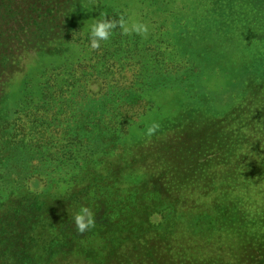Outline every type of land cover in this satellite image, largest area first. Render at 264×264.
Returning a JSON list of instances; mask_svg holds the SVG:
<instances>
[{"label":"trees","instance_id":"1","mask_svg":"<svg viewBox=\"0 0 264 264\" xmlns=\"http://www.w3.org/2000/svg\"><path fill=\"white\" fill-rule=\"evenodd\" d=\"M87 3L34 0L26 5L30 15L45 11L57 25L38 23V31L18 45L25 59L32 65L43 58L55 30L68 39L77 34ZM209 8L215 21L206 31L210 35L195 28L186 34L193 39L182 44L190 54L196 50L202 69H224L231 88L239 86L231 108L219 113L206 99L191 106L154 105V85L143 84L142 69L132 74L128 87L115 80L120 88L110 89L111 97L128 96L130 102L117 106L104 124L114 129L103 154L84 160L64 193L22 191L0 205V212L5 208L0 264H264V247L252 246L264 244V0H213ZM24 13L15 0H0L1 24L21 30ZM10 55L0 51V117L17 84ZM46 85L47 90L51 81ZM16 113L2 127L7 143L0 142V151L34 146L25 131L36 121L24 122ZM131 120L140 121L139 135L121 139L128 136ZM153 124L158 127L148 136ZM49 127L43 123L36 129L44 135ZM82 206L98 216L88 240L78 232L67 234L70 229L53 233L50 209L61 212L56 215L60 226H71ZM154 215L161 224H151ZM100 218L107 221L97 223Z\"/></svg>","mask_w":264,"mask_h":264},{"label":"rangeland","instance_id":"2","mask_svg":"<svg viewBox=\"0 0 264 264\" xmlns=\"http://www.w3.org/2000/svg\"><path fill=\"white\" fill-rule=\"evenodd\" d=\"M15 1L25 9L22 29H17L13 23H0V51L11 54L9 68L15 71L17 78L6 101L7 111L0 117V142L7 143L1 130L6 122L16 118V111L24 122L33 118L36 122L27 125L25 131L31 135L27 139L34 145L30 151H0V205L5 206L7 197L22 191L36 195L67 191L71 178L79 175L84 160L103 154L101 147L114 129L111 126L106 129L104 124L114 117V109L130 102L128 96L111 97L110 89L115 92L120 84L128 87L129 82L134 81L132 74L141 69L146 74L143 84L154 85V92L146 89L155 95L154 105L170 106L178 102L191 106L206 99L217 112L225 113L232 106V98L241 94L239 86L231 88L233 83L224 69L219 70L221 73L202 69L203 60L197 57L196 50L190 54L183 48L185 39H193L186 34L194 33L195 28H199L202 35H210L206 31L215 22L208 13L213 0H88L74 29L77 34L68 39L55 30L46 55L32 65L18 45L38 31L39 22L50 21V27L57 24L45 11L31 15L26 12V5L34 0ZM102 14L111 19L121 16L128 19L134 14L148 25L149 34L146 38L135 33L124 35L117 28L109 41H102L100 48L92 49L85 28ZM212 27L214 29V25ZM171 50L173 56H169ZM176 65L179 68L173 71ZM47 81H51V85L46 90ZM43 123L50 125L44 135L36 129ZM139 124L140 121L131 120L127 125L128 136L121 139L139 135ZM103 181L108 182L107 178ZM41 204L45 213L46 202L42 200ZM60 214L52 209L48 212L50 222L56 225L53 233L58 234L59 228L70 229L67 234L77 232L74 225L60 226L56 218ZM96 220L104 224L107 218ZM150 222L157 226L162 219L154 215ZM88 232L81 234L84 240H88ZM258 245L264 247L263 241L252 244Z\"/></svg>","mask_w":264,"mask_h":264},{"label":"clouds","instance_id":"3","mask_svg":"<svg viewBox=\"0 0 264 264\" xmlns=\"http://www.w3.org/2000/svg\"><path fill=\"white\" fill-rule=\"evenodd\" d=\"M121 29L122 34L130 35L137 34L144 38L149 34V27L147 24L139 21L135 15L129 16L125 19L121 16L119 19L106 18L103 14L100 18L92 19V22L87 26V36L92 49H98L101 42L109 41L115 29ZM158 126L153 124L147 129V135L151 136ZM73 224L79 234H84L86 231L94 228L95 215L89 207H80L73 215Z\"/></svg>","mask_w":264,"mask_h":264}]
</instances>
